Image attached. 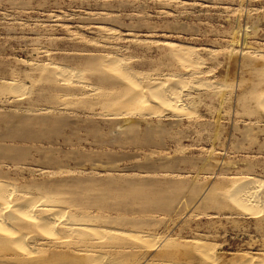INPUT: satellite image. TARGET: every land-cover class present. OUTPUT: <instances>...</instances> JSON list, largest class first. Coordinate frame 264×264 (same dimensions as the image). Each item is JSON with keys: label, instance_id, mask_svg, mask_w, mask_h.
<instances>
[{"label": "rangeland", "instance_id": "rangeland-1", "mask_svg": "<svg viewBox=\"0 0 264 264\" xmlns=\"http://www.w3.org/2000/svg\"><path fill=\"white\" fill-rule=\"evenodd\" d=\"M0 186V264H264V0H0Z\"/></svg>", "mask_w": 264, "mask_h": 264}, {"label": "bare ground", "instance_id": "bare-ground-1", "mask_svg": "<svg viewBox=\"0 0 264 264\" xmlns=\"http://www.w3.org/2000/svg\"><path fill=\"white\" fill-rule=\"evenodd\" d=\"M167 46L169 47V49H170V51L174 54V55H177L178 57H177V60L178 59H182L183 60V64L185 65V67L186 68H190V65H189V63L187 62V65H186V61H185V58L183 59V57L182 56H179V55H183V53H181L180 51H179V49L175 46V45H173V44H167ZM180 57V58H179ZM185 57V56H184ZM112 62V59H110V58H106L105 59V63L104 64H106L105 66H104V68H112V67H110V65H107V63L108 62ZM180 63H181V61H179ZM182 64V63H181ZM180 64V65H181ZM101 66V65H100ZM114 66V68H119L118 66H116L115 67V65H113ZM181 66H183V65H181ZM103 67V66H102ZM55 69V68H54ZM107 70V69H106ZM113 70H115V69H113ZM113 70H111V71H113ZM56 71V70H55ZM108 71V70H107ZM106 73V72H105ZM107 74L108 75H111V73L109 74L108 72H107ZM112 76H114L113 74H112ZM119 78L120 79H127V78H124L123 76H119ZM116 80V79H115ZM119 81V80H118ZM125 81V80H124ZM127 81V80H126ZM118 83H120V81L118 82ZM121 83H123L122 82V80H121ZM120 83V84H121ZM125 84V83H124ZM127 84H128V82H127ZM123 85V84H122ZM130 85V84H129ZM149 85V84H148ZM145 86V85H144ZM150 87H148V91H153V90H155V91H157V89H159V88H161V86L159 85V84H153L152 86L151 85H149ZM130 87V86H129ZM128 87V88H129ZM140 87V86H139ZM147 87V86H146ZM135 88V87H134ZM141 88H142V86H141ZM131 89V88H130ZM146 90V88L145 87H143L142 89H138V86H137V88H135V91L133 90V89H131V95L129 94L128 96L129 97H125L124 98V100H120L119 102L120 103H124V104H127V102H129V101H131V100H134V101H132L130 104H136V103H138V101H140V99H138L140 96H141V94H144L143 92H146L145 91ZM132 91L133 92H135V93H133L132 94ZM129 92V91H128ZM158 93V92H157ZM148 94L151 96V94L148 92ZM147 95V94H146ZM154 95V94H153ZM159 95V94H158ZM172 97H170L171 98V100L173 99V100H177L176 99V97H174V95H171ZM152 97V96H151ZM156 97V96H155ZM158 99H160L161 101L163 100L161 97H157ZM153 100H154V97H153ZM157 100V99H156ZM158 102H160V101H158ZM163 102V101H162ZM166 105H170V106H173V107H176V105H177V103L175 102V103H170V101L168 100H166L165 102H164ZM141 104V103H140ZM142 105V104H141ZM141 107V106H140ZM168 107V106H167ZM112 116L113 117H115L116 118V116H121L120 114H112ZM8 189H6V187L4 186V187H2V186H0V216H4V215H2V212H4V211H6L7 209H10L9 207H8V205L10 206V202H11V199H10V191L8 190ZM12 193V192H11ZM239 193V192H238ZM237 193V194H238ZM234 195V196H232V198H233V201L235 202V203H237V204H239L240 205V207L241 206H243V208L245 207V205H248L247 204V202H249L250 201V199H251V196L250 195H248V193L247 192H245V193H239L238 195ZM24 202V201H23ZM14 203H15V201H13L12 202V206H14ZM245 204V205H244ZM12 208V207H11ZM32 209V208H31ZM34 209V208H33ZM16 211V210H15ZM26 211V210H25ZM37 211H40V212H42L41 214H43V218H41V219H34L33 220V224L36 226V227H44V222L45 221H51V219H53L52 217L55 215V213H54V211H52V210H49V209H38ZM14 213V212H13ZM34 213H35V211H34ZM6 214V213H5ZM8 214H10V212H8ZM27 214V213H26ZM28 216V215H27ZM5 217V216H4ZM30 217V216H29ZM33 217V216H32ZM55 217V216H54ZM34 218V217H33ZM4 219V218H3ZM57 220H58V218H57ZM28 222H30V221H28ZM52 223H53V221H52ZM52 223H51V225H52ZM57 224H58V222H56ZM60 223V222H59ZM0 224H1V219H0ZM2 225V224H1ZM1 225H0V232L2 231V227H1ZM33 225V226H34ZM60 226H61V224H60ZM57 227V226H56ZM63 227V226H62ZM45 228V227H44ZM54 228V227H53ZM59 228V227H58ZM42 229V228H41ZM72 229H74V228H72ZM71 229V230H72ZM39 230V229H38ZM48 230V229H47ZM51 230V229H50ZM69 230V229H68ZM76 230H77V228H76ZM75 230V231H76ZM78 230H80V229H78ZM82 230V229H81ZM84 230V229H83ZM41 231V230H40ZM52 231H53V229H52ZM52 231H50V232H52ZM57 231V230H56ZM59 231V230H58ZM57 231V232H58ZM61 231H62V229H61ZM75 231H73L74 233H76ZM72 232V231H71ZM82 232V231H81ZM10 233V232H9ZM16 233V232H15ZM56 233V232H55ZM12 234V233H11ZM46 234H47V231H46ZM54 234V233H53ZM10 235V234H9ZM15 235V234H14ZM55 235V234H54ZM53 235V236H54ZM1 236V235H0ZM3 236H4V234H3ZM45 236H47V235H45ZM49 236H50V233H49Z\"/></svg>", "mask_w": 264, "mask_h": 264}]
</instances>
